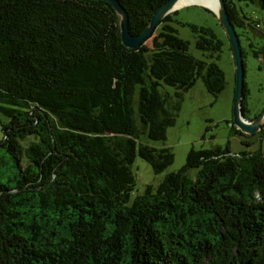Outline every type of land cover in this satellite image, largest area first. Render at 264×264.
Instances as JSON below:
<instances>
[{
	"label": "trees",
	"instance_id": "trees-1",
	"mask_svg": "<svg viewBox=\"0 0 264 264\" xmlns=\"http://www.w3.org/2000/svg\"><path fill=\"white\" fill-rule=\"evenodd\" d=\"M164 1L121 0L131 31ZM244 1L261 16L225 0L232 21L264 34V0ZM176 12L128 47L107 0H0V101L48 112L0 103V264H264L261 149L192 146L182 167L129 202L137 155L156 172L174 160L158 141L183 90L201 76L213 94L226 84L217 61L189 51ZM193 28L197 46L219 55L216 32ZM247 94L245 82V115Z\"/></svg>",
	"mask_w": 264,
	"mask_h": 264
},
{
	"label": "rangeland",
	"instance_id": "rangeland-1",
	"mask_svg": "<svg viewBox=\"0 0 264 264\" xmlns=\"http://www.w3.org/2000/svg\"><path fill=\"white\" fill-rule=\"evenodd\" d=\"M238 8L252 19L261 16L262 10L256 3L244 0H235ZM173 25L177 33L189 40V51L204 60H215L223 68L226 76L224 89L218 94L209 92L204 84L202 76L190 88L183 90L180 96V107L176 111V121L167 127V135L164 143L174 151V160L164 170L156 172L149 161L137 155L132 163L136 184L133 187L129 202L142 192L148 182L158 183L163 176L173 170L182 167L187 159V154L192 146L200 147H225L229 144L231 152L238 153L242 150L264 151V125L253 134L240 129L234 122V97L236 87V65L229 36L220 22L216 13L207 6L199 3L186 4L178 8L174 13ZM244 18V17H243ZM193 24L211 27L219 38L222 39V48L219 55L211 54L209 49L197 46V32ZM242 47L245 50V81L248 88L246 116L253 118L264 107V60L254 54V49L264 45V34L259 27L249 24H237ZM157 31V30H156ZM172 93L169 105L177 101L176 88L167 85ZM34 113L43 118L48 112L41 108H33ZM31 141L30 137L23 140L25 144ZM198 168L192 167L189 173L196 175Z\"/></svg>",
	"mask_w": 264,
	"mask_h": 264
},
{
	"label": "water",
	"instance_id": "water-1",
	"mask_svg": "<svg viewBox=\"0 0 264 264\" xmlns=\"http://www.w3.org/2000/svg\"><path fill=\"white\" fill-rule=\"evenodd\" d=\"M107 1L112 3V5L114 6V8L116 9L119 15V24L121 29L122 40L128 47L141 46L144 42L151 39L156 33L157 27L160 25L164 17L168 13H171L175 9L181 7V6H176L178 0H165L163 3L157 6L151 17L149 24L143 29V31H141L140 33H133L130 29L129 11L127 7L121 2V0H107ZM218 1H219L218 10H214L210 7L209 8L216 13L220 22L224 26L229 36L235 58L236 87H235V97H234V122L242 131H245L248 134L249 133L253 134L254 132L260 130L261 127L264 125V107L262 111L253 118H248L244 113L243 99L245 95V60H244L243 47H242L240 35L236 29L235 23L232 21L230 17V13L226 6L225 0H218ZM260 58L264 60L263 55H261ZM0 103L24 108L30 110L33 115L35 114L34 110H32L30 106H23V105L4 102V101H0ZM35 107L38 108L37 105L33 106V108Z\"/></svg>",
	"mask_w": 264,
	"mask_h": 264
},
{
	"label": "bare ground",
	"instance_id": "bare-ground-1",
	"mask_svg": "<svg viewBox=\"0 0 264 264\" xmlns=\"http://www.w3.org/2000/svg\"><path fill=\"white\" fill-rule=\"evenodd\" d=\"M192 3H201L204 5H207L208 7L212 8L214 10H218V8H219V1L218 0H178L176 6H183V5L192 4ZM175 10H178V9H175Z\"/></svg>",
	"mask_w": 264,
	"mask_h": 264
}]
</instances>
